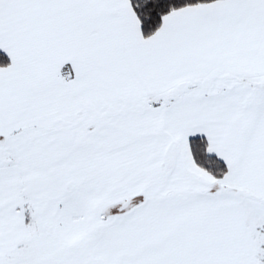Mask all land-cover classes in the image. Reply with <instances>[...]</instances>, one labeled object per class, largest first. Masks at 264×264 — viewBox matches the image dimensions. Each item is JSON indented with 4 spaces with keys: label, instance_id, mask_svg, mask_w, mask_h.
Masks as SVG:
<instances>
[{
    "label": "snow or ice",
    "instance_id": "obj_1",
    "mask_svg": "<svg viewBox=\"0 0 264 264\" xmlns=\"http://www.w3.org/2000/svg\"><path fill=\"white\" fill-rule=\"evenodd\" d=\"M0 264H264V0H0Z\"/></svg>",
    "mask_w": 264,
    "mask_h": 264
}]
</instances>
